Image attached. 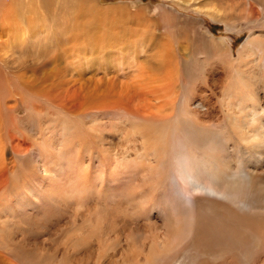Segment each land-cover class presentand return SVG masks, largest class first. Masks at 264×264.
I'll return each mask as SVG.
<instances>
[{"label": "bare ground", "instance_id": "6f19581e", "mask_svg": "<svg viewBox=\"0 0 264 264\" xmlns=\"http://www.w3.org/2000/svg\"><path fill=\"white\" fill-rule=\"evenodd\" d=\"M173 1L248 31L236 56L195 20L141 10V30L113 32L111 19L81 42L93 92L39 97V112L17 85L0 91L1 114L8 95L25 111L9 110L2 132L32 141L22 154L8 138L13 169L0 150V264H264V0ZM31 31L0 44L5 72L53 60L55 34L20 59L48 33Z\"/></svg>", "mask_w": 264, "mask_h": 264}, {"label": "rangeland", "instance_id": "374dc122", "mask_svg": "<svg viewBox=\"0 0 264 264\" xmlns=\"http://www.w3.org/2000/svg\"><path fill=\"white\" fill-rule=\"evenodd\" d=\"M177 6L182 7L173 0H0V44L4 47L16 39L14 31L18 29L22 33L28 29L32 30L30 33H40L39 31L48 30L46 35H42V37L36 38L31 43L19 47L21 60L27 59L28 61L35 58L36 52L43 49L46 42L45 37L50 34H55L54 39L59 40L57 45H50L51 50H48L49 52L55 51L51 63L32 73V75L27 73L25 76L24 74L23 76L20 75L21 72L11 75L4 71V52L8 50L0 47V91L4 89L5 93H9L8 90H12L17 85L19 87L17 91L23 93L28 91L30 93V96H32L29 101L30 106L39 112L44 110V106L41 104L43 99L39 97L49 98L54 101V105L59 106V104H65L67 101L74 99L78 100L83 95L93 92V72L90 64L92 55L90 48L81 42H83L86 34L92 31L96 23L104 26L105 22L111 19L116 20L118 18L115 22L107 24L113 32L120 33L122 30L127 31L128 29L141 30L140 19L136 15L141 10L150 16L148 12L154 11L156 13L155 9L163 8L172 15H181L190 20H195L197 26L192 24V27L203 28L215 40L224 42L234 56H236L238 49L249 35L248 31H228L224 23L216 22L208 14L193 9L181 10ZM62 33L64 35H61ZM174 35L178 37L181 44L185 45L184 35L181 34L178 27ZM126 72L129 73V76L124 77L125 81L132 83L134 80L132 78H135L134 74H131L129 70H126ZM142 80L144 78H136V82ZM17 91L15 94H17ZM1 96L3 97L0 92V103ZM12 97L11 95L6 97V110L2 114L0 113V121H5L6 126L9 122L14 121V113L10 114L9 110L14 109L15 106V115L18 117L25 116L23 105ZM70 107L69 111L74 115L76 111L72 108V105ZM48 124L49 126L54 125L49 121ZM1 125L2 122H0ZM2 129L0 128V150H3V157L6 158L5 162L9 165L13 155L11 148L6 149L8 138L11 139L12 136L14 145L21 149L19 152L22 154H28L32 147V141L26 138V134H23V138L20 139L14 135L15 133L11 135V131L2 132ZM28 148L29 150H27ZM70 148H72V144L65 149V152H68ZM68 158L67 156L66 159L68 160ZM75 158L76 156H71V159H74L72 160L73 165L78 163L80 156H77L76 161ZM8 167L13 169L14 165L10 164ZM51 170L56 169L51 168ZM38 183L45 187L48 186L49 181L42 179ZM57 227L60 229L61 226ZM57 227L56 229H58ZM6 261L8 264H13L9 259L3 261V263L7 264Z\"/></svg>", "mask_w": 264, "mask_h": 264}]
</instances>
